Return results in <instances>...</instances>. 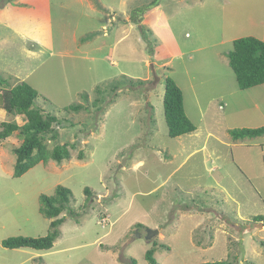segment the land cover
I'll return each instance as SVG.
<instances>
[{"label":"rangeland","instance_id":"rangeland-1","mask_svg":"<svg viewBox=\"0 0 264 264\" xmlns=\"http://www.w3.org/2000/svg\"><path fill=\"white\" fill-rule=\"evenodd\" d=\"M9 1L0 0V74L30 83L37 105L61 119L49 149L76 148L16 177L23 139H0V264H151L153 247L158 264H264V135L230 134L264 125V84L240 89L228 57L235 39L264 41V0ZM168 76L197 127L178 137L164 112ZM1 94L0 131L24 124ZM77 103L85 108H67ZM58 185L78 215H60L53 247H4L48 234L40 196ZM147 227L159 233L147 240Z\"/></svg>","mask_w":264,"mask_h":264},{"label":"trees","instance_id":"trees-1","mask_svg":"<svg viewBox=\"0 0 264 264\" xmlns=\"http://www.w3.org/2000/svg\"><path fill=\"white\" fill-rule=\"evenodd\" d=\"M228 57L240 89L245 90L264 84L263 40L254 36L235 39L234 48L229 52ZM0 89H2L3 108L8 112L23 114L27 118V121L22 125L16 121L1 123L0 139H6L16 130L19 131L23 139L21 145L15 148L17 162L14 174L16 177L24 175L40 162L46 163L50 159L61 162L71 158V149L76 148V143H57L52 149H49L47 141L59 139L60 132L57 125L62 122L58 116L46 112L39 103L37 105L39 92L35 87L26 81L11 86L9 80L0 74ZM67 108L77 112L85 107L83 104L77 103ZM164 112L170 137L182 136L197 129L195 123L186 113L183 90L171 76L166 78ZM230 134L234 140L262 136L264 135V125L255 128H234L230 130ZM85 192L89 196L92 195L89 187L85 188ZM72 197L71 189L63 185L57 186L54 195L42 194L40 196V211L45 217L53 219L48 234L41 237H9L2 241L3 246L7 248L31 247L40 250L52 248L54 242L61 235L59 226L66 218L65 215H60L64 211L71 216L78 215L71 205ZM255 220H264V215L256 216ZM137 224L143 226L142 223ZM155 251V247L146 251V259L151 264H158L154 257ZM205 264H231V261L222 260Z\"/></svg>","mask_w":264,"mask_h":264},{"label":"water","instance_id":"water-1","mask_svg":"<svg viewBox=\"0 0 264 264\" xmlns=\"http://www.w3.org/2000/svg\"><path fill=\"white\" fill-rule=\"evenodd\" d=\"M152 67H153V70H154V73H155V69H154V65L153 64H152ZM155 79L156 80L159 79V77L156 75V73H155ZM261 224H263V222H261ZM158 233H159V229H157V228L154 229V228L147 227L146 228V235H145V237L148 240L152 236H154L155 234H158ZM137 234H138V236H141V233H137Z\"/></svg>","mask_w":264,"mask_h":264},{"label":"crops","instance_id":"crops-1","mask_svg":"<svg viewBox=\"0 0 264 264\" xmlns=\"http://www.w3.org/2000/svg\"><path fill=\"white\" fill-rule=\"evenodd\" d=\"M8 8H12V7H8ZM8 8H6V10H9ZM14 9V8H13Z\"/></svg>","mask_w":264,"mask_h":264}]
</instances>
